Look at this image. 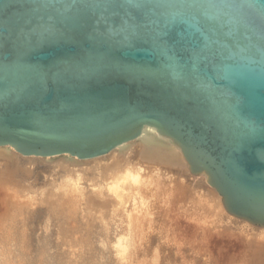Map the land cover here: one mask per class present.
Wrapping results in <instances>:
<instances>
[{"label": "water", "instance_id": "1", "mask_svg": "<svg viewBox=\"0 0 264 264\" xmlns=\"http://www.w3.org/2000/svg\"><path fill=\"white\" fill-rule=\"evenodd\" d=\"M147 129L264 227V0H0V148L90 159Z\"/></svg>", "mask_w": 264, "mask_h": 264}, {"label": "bare ground", "instance_id": "2", "mask_svg": "<svg viewBox=\"0 0 264 264\" xmlns=\"http://www.w3.org/2000/svg\"><path fill=\"white\" fill-rule=\"evenodd\" d=\"M137 141H138L137 144H139V147H138V149L136 147V149L134 151L133 148L135 146L133 147V145ZM6 149H9V148H6ZM132 150L135 152V154L138 153V156L141 157V160L143 159L142 162L140 160L139 161L135 160V157H133L134 159L133 158L129 159L130 154H127V153L132 152ZM126 154H127V156H125ZM20 155L21 154L16 153L12 149L6 151V150H3V148H0V158L1 159L12 160L11 163H14L17 159V162H16L17 165L18 164H19V166L22 165L23 168L26 167V169L27 168L31 169V167L37 163L38 159L39 160L42 159L41 157H38V156H23V155H21L22 157H25L24 159H22V158H20ZM63 155H67V154H63ZM58 156H60V155H58ZM53 157H55V156H53ZM71 158H72V160H63L64 162H59L58 165L54 164V166H56V167H59V166H61V168L63 167L62 174L60 173V175H57L54 177L50 176L51 178L49 177L50 179L49 180L47 179V183L44 182L43 189L39 188L36 190V188H32V189H34L32 191L30 189L31 187L29 185V183H30L29 182L28 183L29 186H27V187H24L23 184L21 185V189L23 191V193H22V191H20V192L18 191V189L21 190L19 188L20 186H17L18 187L17 191L20 193V194L18 193L19 195H21V193L23 195V196L21 195L22 197L28 195L27 196L28 201H26L24 198H21L20 199L21 202L23 199L24 201H26L25 203L27 204V202H28V204L25 205V203H22L21 205H19L21 202L19 200H17L19 202L17 208L21 209V210L19 209L18 214H16L17 212H14L16 216L19 215L18 218L16 217L17 219L14 216H12L11 213L9 214L10 211L8 212V214L12 218L14 217L12 223L9 222V220H7L8 223L12 224L11 229H13V236L11 233V229H10V235L12 236V238L14 237L13 241H15L16 243L23 244L22 246L26 245L28 247H29V245L26 243H31L33 241H37V243L38 242L40 243L41 241H44V242L46 241V244L48 246V243H51L50 242L51 240L50 239L47 240L48 237L50 236V235L49 236L47 235V232H48V229L52 227V224L54 222V224H53L54 229L53 230H54V234L56 235L55 236L56 239H58V240H56L57 244H58V241L60 240L59 244L60 243L61 244L62 243H68L69 245L73 244L75 248H78V247H76V245L81 247L82 250L79 248V251L83 254V255L81 254L82 255L81 259L84 262V264L88 259L85 258L84 260H86V261H84L83 256L86 257L85 254H86V252H88V249L91 248L93 246V244L96 243V245H97L99 242H101L102 244H105V245H109L111 248L113 247L114 250H113V252L112 251L111 252L114 254L111 253V256L113 257V255H115V258H111L109 260L105 259L106 260V262H105L104 261L105 255L103 254V252H106V251L103 249V245H101L99 243V246L101 245V248L103 250H101L102 252L101 251L97 252L98 256L95 255L96 252L93 253L95 256H97V258H94V256L92 255L93 258L90 259L89 257L92 254V252L90 251L91 249L89 250V253H88L89 257L88 258L90 261H92V262H90L91 264H129V263H131L130 259L127 262L125 261L126 258L124 260V257H126L127 255L125 254L126 256H124V254H122L123 255V257H122L120 254V256L122 257V258H120L118 252H120L122 250L125 251L129 247L130 248L136 247V250L138 248V250H137L138 254L137 255H139V257L140 256L144 257L145 254H143V253L145 251L142 250V248H144L142 245L144 244V241L145 242L146 241H149V242L153 241L152 237L155 238V236H152L151 234L154 232H156L157 234H159L162 237V238H160L158 236L159 241H160V239H163V241L164 240H166V241L171 240L172 244L179 245L178 243H180V241H182L181 238L184 239V235H183L184 232H183V234L181 233L182 235H179L180 233L178 232V230L183 231V229H180L181 225H183V224H181L179 226V224H180L179 219L180 218L177 219L178 218L177 216H176L177 218H175V216L172 215V212L174 210H177V211L179 210V213L181 212L182 215H185L186 213L191 211L190 216L193 217V215L196 214L197 218L200 216L203 218V220L204 219L206 220V218L208 217L212 222H214L215 220H217L220 217V212H221L223 214L222 218L224 217V220H222L221 217L219 218V220L221 219L223 221V223L225 225H227L226 226L227 228H225V226L224 227L222 226L221 227L222 230L224 231L225 229H229L228 226H230L231 229H234L232 227H236L235 228L236 230H238L237 228H239V229H243V230L253 231L254 234L251 233L253 235H250V232L247 231L246 234L249 232V235H247V237L252 236L251 238L253 239L254 238L253 236H256V235L259 236L260 241H262V242L258 241L260 243L257 242L260 246L259 249L257 248L259 246L254 242V240L256 241V239L258 237L256 236L257 238H254V240H252L251 238L250 239L254 242V245L257 246L256 250H257V252H259L258 254L259 255L261 254L262 256L264 255V227L257 226L259 228H256V227L253 228L255 225L252 226L253 224H251L247 220L238 218V217L232 215L231 213H229L223 205L222 198H221L220 194L217 192V190L212 185H210L208 183L207 176L205 174H200V175L192 174L190 172L189 166H188L185 158L183 157V154L181 153L180 149L177 146H175L173 143L168 142L165 139H163V137L157 135V133L154 130H152V129L145 130L137 139L132 140L130 142H126V143L118 146L117 148H115L114 150H112L111 152H109L105 155L93 157L90 159H79V158L73 157V156ZM61 160H62V158H61ZM158 161L161 163L167 164L168 169L172 168V170H173V167H174L176 169L175 171H177V173L179 172L180 175L182 174V176L179 178L180 180L178 181V184L175 183V181H177V180L174 181L173 180L174 177L172 178V176H175V175H173L171 173V171L169 172L166 168H165L164 175L167 177V179H166L167 181H163V182L159 183V180L161 181V179H159V175L161 173L159 172L160 163H157ZM55 162H56V160H55ZM51 164H53V163H51ZM10 171L12 172V170H10ZM75 171H76V173H78V172L79 173L76 174V173H74ZM72 172L76 175H72L71 174ZM87 172H88V174H86ZM70 174L72 176H70ZM2 175L6 176L5 173ZM5 178L7 179V177H5ZM21 178H23V177H21ZM28 179H29V177H28ZM175 179H176V177H175ZM185 179H187V180L191 179L193 181H191L189 184H187ZM2 180H3V178H2ZM2 180L0 182H3ZM168 180L170 181V183H172V185L171 184L169 185ZM8 181H9V179H8ZM10 182H12V181H10ZM10 182H9V184L7 182H5V183H7V185L6 184L3 185L2 183H0V186L2 184L3 187L5 185L8 187L11 185V187H13V185L10 184ZM167 182H168V185H167ZM13 183H16V182H13ZM32 183H33V181H32ZM175 184H177V185H175ZM45 185H47V186L45 187ZM31 186H33V185L31 184ZM8 187H7V189H9ZM23 187L25 190L23 189ZM5 189H6V187H5ZM28 189H30L31 191H28ZM176 189L178 190V193L173 194ZM26 190H27V193L24 192ZM38 191H40L39 196L36 195ZM181 194H183V196L179 197V195H181ZM14 197H12V198H14ZM17 197L18 196H16V198ZM32 199H34V200H32ZM17 201L15 203V200H14L15 207H16ZM35 201L38 202V203H36L37 205L38 204L40 205V203L42 205L43 204L46 205L45 203H48L47 204L48 208L46 207L47 205L46 206L43 205L44 208H46L45 212L47 215L46 216L44 214L41 215L42 216L41 220L43 218L45 220L43 219L44 220V221L42 220L43 223L41 222L40 224H38L39 222L35 223V214H34L35 213L34 212L35 211L34 210L35 209V207H34ZM11 203H13V201ZM11 206H12V204H11ZM13 209L15 210V208H13ZM22 209H23V211H22ZM47 209H48V211H47ZM42 213H44V212L42 211ZM8 214H6V215H8ZM20 214H21V216L24 215V217L20 218ZM43 215H44V217H43ZM176 215H178V214L176 213ZM179 216H180V214H179ZM7 219H9V218H7ZM53 219H55V221H53ZM181 220H182V218H181ZM189 220H190V218H189ZM172 221H174V223L177 222V225L173 224ZM201 221H202V219H201ZM222 221H221V223H222ZM198 222H200V219ZM190 223L193 225V223H195V221H193V223H192V221H190ZM5 224H7V222H5ZM11 224H10V226H11ZM15 224L17 225L16 226L17 228L15 227V230H14L13 225H15ZM170 224H171L172 228H174L173 231L171 229V226L169 227ZM197 224H199V223H196V225ZM200 224L201 225H198V226L199 227L201 226L200 228H202L203 230H206L207 231L206 234H208V236L207 235H201L202 237H204V236L209 237L210 236L209 232L212 235L213 230L210 231L209 228H207L209 230V232H208V230L205 227L208 224L205 225L206 224L205 223L204 224L205 226H203V223H200ZM213 224L212 225L209 224V226L211 227V226H213ZM7 225H9V224H7ZM173 226H175V227H173ZM5 227H6V225H5ZM189 227H191V225ZM6 228L8 230V227H6ZM181 228H183V227H181ZM193 228H189V229H193ZM217 228L218 227H216V229ZM195 229L197 230V228H195ZM231 229H230V231H233ZM175 230L177 233H175ZM203 230L201 232H203ZM236 230H235V233L239 232V231L236 232ZM40 231H42L43 233H40ZM150 231L152 232L151 234L149 233ZM5 232H7V231H5ZM244 232L245 231H243V233ZM196 233H194L195 238L192 237L193 238L192 241L196 240V238L198 237V236L196 237ZM219 233H220V235L223 234V233H221V231ZM232 233H234V231ZM243 233L240 235H243ZM225 234L227 236V232ZM147 235L149 236L148 240H146V238H145ZM197 235H199V237H200V233ZM228 235H229V233H228ZM180 236H182V237H180ZM212 236H214V235H212ZM212 236L210 238H212ZM238 236H239V234H238ZM241 238L242 237H240V239ZM8 239L12 240L10 238H8ZM206 239L207 238H205L204 240L206 241ZM243 239H245V237ZM197 240H196V243H197ZM53 241H55V240H53ZM97 241H99V242H97ZM188 241L190 242L191 240H188ZM208 241L209 240L207 239V242ZM252 241H251V243H253ZM8 243H9V241H8ZM11 243H12V241H11ZM33 243L35 244V242H33ZM156 243H157V241H156ZM167 243L169 244L170 242H167ZM194 243H195V241H194ZM194 243H193V245H194ZM249 243H248V245H249ZM36 244H35V246H36ZM157 244H159V243H157ZM13 245L15 246V244H13ZM44 245H41V246H44ZM96 245H95V247L98 248V245L97 246ZM190 245L192 246V243ZM35 246H33V247H35ZM198 246H200V245H198ZM155 247H157V246H155ZM206 247H207V245H206ZM36 248H38V247H36ZM68 248H69L68 253L65 252L66 257H64V253L61 254V257L59 254L58 259H59V261H62V262H57L56 260H54V264H55V261H56V263H59V264H76V262L78 264V261L81 263V260H79L80 259L79 257L81 255L79 257H76L77 254L75 255V253H74V252H77L80 254V252H78L77 249L75 250L74 248L73 249L75 251H73V249L71 248L72 254L71 253L70 254L73 255V253H74V257L71 255L69 256L68 254L70 251V247H68ZM104 248H105V246H104ZM134 248H132V249H134ZM254 248H255V246H254ZM254 248L252 247V249H254ZM94 249H96V248H94ZM108 249L110 251V248H108ZM119 249H121V250H119ZM207 249H210V248L208 247ZM44 250H46V248ZM97 250L98 249H96L95 251H97ZM140 250H142L144 252L141 251V254H139ZM2 251H4V250H2ZM61 251H60V253H61ZM109 251H107V252H109ZM156 251L158 252V250H156ZM179 251L181 252V250H179ZM47 252H49V251L47 250ZM90 252H91V254H90ZM127 252H129V251H127ZM25 253H22V255ZM130 253H132V252L130 251ZM3 254H5V253H3ZM88 254H87V256H88ZM171 254H172V252H171ZM26 255H27V253H26ZM185 255L186 254H184L182 256V258H179V255H176L174 261L172 258L173 256L171 255L172 257L170 258V260L167 259L168 261L165 264H176L179 261H181L179 264H187V262H185V260L183 261V259L185 258ZM261 255H260V257H261V259H263L264 256L262 258ZM13 256H15V254ZM111 256L109 255V257H111ZM157 256H159V254L157 255V253H156V257ZM34 257H36V255ZM48 257H50V255ZM75 257L79 258V259H76ZM131 257L132 256L130 255V258ZM14 258H16V256ZM23 258H24V260L26 259V257H23ZM28 258H29V256H28ZM62 258H64V259L62 260ZM5 259L8 260L7 258H5ZM48 259H50V258H48ZM107 259H108V257H107ZM1 260H2V257H1ZM40 260H41V258H40ZM139 260H141V259H139ZM156 260L154 261V259H153L152 261H154V264H159L158 262H156ZM132 261H134V258ZM135 261H136V263L138 262L136 259H135ZM148 261H151V258ZM158 261L160 262L159 258H158ZM190 261H191V259H190ZM243 261H240V262H243ZM24 262L25 261H23V264H25ZM27 262H28V260H27ZM143 262H145V261H143ZM143 262L139 261V263H143ZM240 262H239V264H240ZM20 263H22V262H20ZM133 263L135 264V262H133ZM152 263H149V264H152ZM245 263H246V261H245ZM13 264H14V262H13ZM29 264H30V262H29ZM31 264H34V263L32 262ZM258 264H259V261H258ZM260 264H264L263 261Z\"/></svg>", "mask_w": 264, "mask_h": 264}, {"label": "rangeland", "instance_id": "3", "mask_svg": "<svg viewBox=\"0 0 264 264\" xmlns=\"http://www.w3.org/2000/svg\"><path fill=\"white\" fill-rule=\"evenodd\" d=\"M138 143V141L137 142H135L134 143V145H133V150L135 151V149H136V147H137V149H138V147H139V144H137ZM3 150H6V151H8V150H11V149H6V148H3ZM132 150V152H130V153H127V154H130V157H129V159H132L133 157H135V160H137V161H143V159L141 160V157L140 156H138V153L137 154H135V152ZM133 155H132V154ZM127 154L125 155V156H127ZM140 157V158H139ZM20 158H22V159H24L25 157H22L21 155H20ZM42 159H38V161H37V163L36 164H34L32 167H31V169H29V168H27L26 169V167L25 168H23V166L22 165H20L19 166V164L17 165V159H16V161L14 162V163H11L12 162V160H9V159H1L0 158V181L2 180V178H3V182H0V183H2L3 185L4 184H6L7 185V183L9 184V182L10 181H12V182H10V184H12L13 185V187H11V185L8 187V186H4L3 187V185L1 184V186H0V232L2 233H0V264H13V262H14V264H23V261H25L24 263L26 264H29V262H30V264L33 262L34 264H42L44 261V263L43 264H54V260H56L57 262H62V261H59V254H60V257H61V254H63L64 253V257H66V254H65V252L66 253H68V247H70V251H69V256L72 254V249L74 248L75 250L77 249V251L78 252H80L79 251V248L81 249V247H79L78 245H76V247H78V248H75L74 247V245L72 244H68V243H60L59 244V242H60V240L58 241V244H57V242H56V240H58V239H56V235L54 234V222H53V224H52V229L51 228H49L48 229V232H47V235L49 236H47L48 237V239L47 240H51L50 242L51 243H48V246H47V244H46V241L44 242V241H41L40 243L38 242L37 243V241H33V242H35V244H36V246H35V244L33 243V242H31V243H26V244H28L29 245V247L28 246H26V245H24V246H22L23 244H20V243H16L15 241H13V238H12V236H13V229H11V227H12V222H13V219H14V217L16 218H18L19 217V215H15V213L14 212H17L16 214H18V212H19V209L17 208V206H18V204H19V202L17 201V200H19L20 202H21V198H24L26 201H28V198H27V196L28 195H26V196H24V197H22L23 195H22V193H23V191H22V189H21V185L23 184V186L24 187H27V186H29L30 185V189L33 191L34 189H32V188H36V190L37 189H43V187H44V182L45 183H47V179L49 180L51 177L50 176H57V175H60V173L62 174V169H63V167L61 168V166H59V167H56V166H54V164L55 165H58V163L59 162H64L63 160H72V158L70 157V156H68V155H60V156H55V157H41ZM61 158H62V160H61ZM137 158V159H136ZM134 159V158H133ZM5 160V161H4ZM21 160V159H20ZM55 160H56V162H55ZM53 163V164H51V163ZM157 163H160V166H159V172L161 173L160 175H159V179H161V181L159 180V183L160 182H163V181H167L166 179H167V177L164 175V172H165V168L170 172L171 171V173L173 174V175H175V176H172V178H173V180L175 181V180H177V181H175V183H177L178 184V181L180 180L179 178L182 176V174L180 175V173L178 172L177 173V171H175L176 169L173 167V170H172V168L171 169H168V165L167 164H165V163H161V162H157ZM3 164V165H2ZM6 166V167H5ZM36 166V167H35ZM60 168V169H59ZM164 168V169H163ZM3 169V170H2ZM9 169V170H8ZM19 169V170H18ZM29 169V170H28ZM10 170H12V172L10 171ZM16 170V171H15ZM74 170V169H73ZM164 170V171H163ZM166 170V171H167ZM5 171V172H4ZM10 171V172H9ZM64 171V170H63ZM178 174H176V173ZM6 174V176L5 175H2V174ZM74 173H76V171L74 172ZM73 172L71 173L72 175H76V174H78V173H76V174H74ZM190 173V172H189ZM70 174V176H72ZM86 174H88V172L86 173ZM170 174V173H169ZM3 177H2V176ZM10 175V176H9ZM19 175V176H18ZM25 175V176H24ZM69 175V174H68ZM5 177H7V179L5 178ZM21 177H23V178H21ZM27 177V178H26ZM28 177H29V179H28ZM50 177V178H49ZM158 177V176H157ZM175 177H176V179H175ZM178 177V178H177ZM5 179V180H4ZM8 179H9V181H8ZM11 179V180H10ZM7 180V181H6ZM20 180V181H19ZM23 180V181H22ZM189 180V181H188ZM185 179V181H186V183L187 184H189L191 181H193V180H191V179ZM32 181H33V183H32ZM169 181V180H168ZM5 182H7V183H5ZM13 182H16V183H13ZM30 182V183H29ZM20 183V184H19ZM28 183H29V185H28ZM35 183V184H34ZM41 183V184H40ZM19 184V185H18ZM31 184L33 185V186H31ZM40 184V185H39ZM172 185V183H170V181H169V185ZM177 184H175V185H177ZM26 185V186H25ZM42 185V186H41ZM162 185V184H161ZM167 185H168V182H167ZM17 186H20L19 188L21 189V190H19L18 189V187ZM47 185H45V187H46ZM5 187H6V189H5ZM7 187L9 188V189H7ZM24 187H23V189H24ZM16 188V189H15ZM17 189H18V191L20 192V191H22V193H21V195H19L20 193L17 191ZM30 189H28V191H31ZM25 190V189H24ZM24 192H26L27 193V190L26 191H24ZM39 192L40 191H38L37 192V196H39ZM19 193V194H18ZM178 193V190L176 189L175 190V192L173 193V194H177ZM12 194V195H11ZM14 197V198H12V197ZM16 196H18L17 198H16ZM180 196H183V194H181V195H179V197ZM7 198V199H6ZM19 198V199H18ZM14 200H15V203H16V201H17V204H16V207H15V203H14ZM32 200H34V199H32ZM39 200V199H38ZM37 200V201H38ZM13 201V203H11ZM24 200L22 199V202L19 204V205H21L22 203H25L26 201H24ZM8 202V203H7ZM36 203H38V202H36L35 201V205H34V207H35V223L36 222H39L38 224H40L41 222L43 223V221L45 220L44 218V220L42 221L41 220V218H42V214H44L45 216L47 215L46 214V212H45V210H46V208H44V206H46L48 203H45L46 205H42L41 203H40V205L38 204H36ZM9 204V205H8ZM11 204H12V206H11ZM27 204H28V202H27ZM26 203H25V205H27ZM15 208V210L13 209V208ZM21 207V206H20ZM47 208H48V205L46 206ZM8 208V209H7ZM26 208V207H25ZM14 211H13V210ZM24 209V208H23ZM23 209H22V211H23ZM225 209V208H224ZM18 210V211H17ZM21 210V209H20ZM41 210V211H40ZM193 210V209H192ZM10 211V212H9ZM13 211V212H12ZM42 211L44 212V213H42ZM47 211H48V209H47ZM226 211V210H225ZM8 212H9V214L11 213L12 214V216H14L13 218L8 214ZM190 212L191 211H189L188 213H186L185 215H182L181 214V212L179 213V210L177 211V210H174L173 212H172V215H174L175 216V218H177V219H179V222H180V224H179V226L181 225V224H183V225H181V227H183V228H181L180 227V229H183V231L182 230H178V232L180 233L179 235H182L183 234V232H184V239H182L181 238V240L182 241H180V243H178L179 245H174V244H172V241L170 240H168V241H166V240H164L163 241V239H160V241H159V238H158V236L160 237V238H162L159 234H157L156 232H154V233H152L151 231L149 232L152 236H155V238H153L152 237V239H153V241H151V242H149V241H144V244L142 245L144 248H142V250H144V251H142V250H140V252H139V254H141V251L142 252H144L143 254H145L144 255V257L143 256H140L139 257V255H137L138 254V248H137V250H136V247L134 248V247H132V248H134V249H132V248H128V249H126L125 251L124 250H122V251H120V252H118V254H119V256H120V254H121V256L123 257V255L122 254H124V256H126V257H124V260H125V258H126V262L130 259L131 260V263H129V264H134L133 262H135V264H149V263H152V264H154V261L156 260V262H158L159 264H165L168 260H170V258L172 257L173 258V261H174V259H175V257H176V255H179V258H182V256L184 255V254H186L185 255V258L183 259V261L185 260V262H187V264H239V262L240 261H243V262H240V264H258V261H259V264L263 261V263H264V258H263V256H262V258L263 259H261V257H260V255L258 254L259 252H257V250H256V245H254V242L259 246V244L258 243H260V242H262V241H260V239H259V236H253L254 238H257L256 239V241L254 240V238L252 239L251 237L252 236H248L247 237V235H249V232H250V235H253L254 234V232L253 231H250V230H243V229H239V228H237L238 230H236L235 228L236 227H232V228H234L235 230H236V232L237 231H239V232H237V233H235V230L234 229H231V227L230 226H228V228L229 229H225L224 231L222 230V226L224 227L225 226V228H227L226 226L227 225H225L224 223H223V221L222 220H224V217L222 218V216H223V214L220 212V217H221V219L219 220V218L217 219V220H213L214 222H212L208 217L206 218V220L204 219L203 220V218L202 217H198L199 219H200V222H198L199 221V219L196 217L197 215L196 214H192L193 215V217L192 216H190L191 214H190ZM14 213V214H13ZM176 213L178 214V215H176ZM6 214H8V215H6ZM179 214H180V216H179ZM6 215V216H5ZM23 215V214H22ZM44 215H43V217H44ZM182 215V216H181ZM188 215V216H187ZM9 216V217H8ZM177 216V217H176ZM21 217H24V215L23 216H21V214H20V218ZM195 217V218H194ZM7 218H9V219H7ZM16 218V219H17ZM46 218V217H45ZM171 218V217H170ZM181 218H182V220H181ZM185 218V219H184ZM189 218H190V220H189ZM11 219V220H10ZM15 219V220H16ZM159 219V218H158ZM201 219H202V221H201ZM209 219V220H208ZM7 220H9V222H11V223H8V221ZM14 220V221H15ZM189 220V221H188ZM53 221H55V219H53ZM188 221V222H187ZM190 221H192V223H193V221H195V223H193V225L190 223ZM207 221V222H206ZM218 221V222H217ZM221 221H222V223H221ZM5 222H7V224H9V225H7V224H5ZM173 222V224H175V225H177V222L176 223H174V221H172ZM184 222V223H183ZM187 224H186V223ZM206 224H205V223ZM213 224V226H209V224L210 225H212L211 223ZM217 222V223H216ZM196 223H199V224H197L196 225ZM200 223H203V226H205V225H207V226H205L206 227V229L207 228H209V230L211 231V230H213L212 232V235H214V236H212L211 234H210V232H209V230H208V232H209V237H207L208 236V234H206L207 233V231L206 230H203L202 228H200L198 225H201ZM10 224H11V226H10ZM14 224V223H13ZM169 224V223H168ZM172 224V223H171ZM171 224L169 225V227L171 226ZM205 224V225H204ZM224 224V225H223ZM5 225H6V227H8V230H7V228L5 227ZM191 225V227H189ZM215 225V226H214ZM217 225V226H216ZM10 226V227H9ZM14 226V230H15V227L17 226L16 224L15 225H13ZM252 226H254V225H252ZM173 227H175V226H173ZM194 227V228H193ZM216 227H218L217 229H216ZM220 227V228H219ZM259 228V227H257V226H254L253 228ZM17 228V227H16ZM189 228H193V229H189ZM195 228H197V230L195 229ZM200 228V229H199ZM5 231H7V232H5ZM10 229H11V233H12V236L10 235ZM171 229H172V231L174 230V228H172V226H171ZM203 230V232H201L202 230ZM224 229V228H223ZM230 229L231 230H233L234 231V233H232L233 231H230ZM221 231V233H223L222 235H220V232ZM243 231H245L244 233H243ZM247 231H249L247 234H246V232ZM45 232V231H44ZM148 232V231H147ZM146 232V233H147ZM196 233V240H197V243H196V240H194L195 241V243H194V241H192V237H194L195 238V234L194 233ZM216 232V233H215ZM227 232V236H226V233ZM241 232V233H240ZM7 233V234H6ZM40 233H43L42 231H40ZM46 233V232H45ZM145 233V234H146ZM175 233H177L176 232V230H175ZM182 233V234H181ZM186 233V234H185ZM190 233V234H189ZM200 233V237H199V235H197V234H199ZM215 233V234H214ZM228 233H229V235H228ZM243 233V235H240V234H242ZM251 233H253V234H251ZM235 234V235H234ZM238 234H239V236H238ZM245 234V235H244ZM256 234V233H255ZM187 235V236H186ZM189 235V236H188ZM201 235H207L205 238H207L209 241V243L207 242V239H206V241L204 240L205 238L204 237H202ZM233 235V236H232ZM148 236V235H147ZM145 237L146 238V240H148V238H149V236L148 237ZM212 236V238H210ZM245 237V239H243L244 237ZM5 237V238H4ZM180 237H182V236H180ZM186 237V238H185ZM191 237V238H190ZM240 237H242L241 239H240ZM247 237V238H246ZM8 238H10V239H12V240H9ZM55 238V239H54ZM190 238V239H189ZM200 238V239H199ZM204 238V239H203ZM254 240V242L251 240ZM165 239V238H164ZM259 239V240H258ZM53 240H55V241H53ZM188 240H191L190 242L188 241ZM8 241H9V243H8ZM11 241H12V243H11ZM156 241H157V243H159V244H157L156 243ZM248 241V242H247ZM251 241L253 242V243H251ZM258 241H260V242H258ZM4 242V243H3ZM55 242V243H54ZM97 242H99V241H97ZM148 242V243H147ZM167 242H170L169 244L167 243ZM250 242V243H249ZM258 242V243H257ZM43 243V244H42ZM101 245H103V249L106 251V252H103V254L105 255V257H104V261L106 262V260H109V259H111V258H115V255H113V257L111 256V253L113 252V250H114V248L112 247H110L109 245H105V244H102L101 242H99ZM99 243L97 244L98 245V248L97 247H95V245H96V243L95 244H93V246L91 247V248H89L88 249V252H86V254H85V256L86 257H84L83 256V260L86 258V259H88L87 261L86 260H84V261H86L85 262V264L87 263V264H91L90 262H92V261H90L89 260V258L91 259V258H93V256H94V258H97V252L99 251H101V250H103L102 248H101V245L99 246ZM192 243V246L190 245ZM193 243H194V245H193ZM244 243V244H243ZM248 243H249V245H248ZM4 244V245H3ZM9 244V245H8ZM13 244H15V246L13 245ZM19 244V245H18ZM32 244V245H31ZM48 247H46L45 245ZM64 244V245H63ZM152 244V245H151ZM31 245V246H30ZM39 245V246H38ZM41 245H44V246H41ZM54 245V246H53ZM96 245V246H97ZM159 245V246H158ZM181 245V246H180ZM198 245H200V246H198ZM206 245H207V247H206ZM4 246V247H3ZM21 246V247H20ZM33 246H35V247H33ZM56 246V247H55ZM104 246H105V248H104ZM155 246H157V247H155ZM179 246V247H178ZM204 246V247H203ZM244 246V247H243ZM254 248V246H255V248L254 249H252V247ZM24 247V248H23ZM26 247V248H25ZM36 247H38V248H36ZM44 247V248H43ZM51 247V248H50ZM96 248V249H98L97 251H95L96 249H94V248ZM159 247V248H158ZM178 247V248H177ZM210 248V249H207V248ZM250 247V248H249ZM22 248V249H21ZM28 248V249H27ZM31 248V249H30ZM43 248V249H42ZM46 248V250H44ZM63 248V249H62ZM72 248V249H71ZM108 248H110V251H109V249ZM248 248V249H247ZM258 249L260 248V246L259 247H257ZM22 251H21V250ZM36 249V250H35ZM52 249V250H51ZM73 249V251H75ZM91 249V250H90ZM94 249V250H93ZM212 249V250H211ZM230 249V250H229ZM2 250H4V251H2ZM15 250V251H14ZM25 250V251H24ZM47 250L49 251V252H47ZM52 252H51V251ZM62 250V251H61ZM65 250V251H64ZM67 250V251H66ZM82 250V249H81ZM89 250L92 252V254H91V252H90V257H89ZM93 250V251H92ZM119 250H121V249H119ZM156 250H158V252L156 251ZM167 250V251H166ZM179 250H181V252L179 251ZM196 250V251H195ZM243 250V251H242ZM31 251V252H30ZM43 251V252H42ZM60 251H61V253H60ZM107 251H109V252H107ZM112 251V252H111ZM124 251V252H123ZM127 251H129V252H127ZM130 251L132 252V253H130ZM179 251V252H178ZM21 252V253H20ZM27 253V255H26V253ZM96 252V253H95ZM102 252V251H101ZM171 252H172V254H171ZM209 252V253H208ZM211 252V253H210ZM2 253V254H1ZM3 253H5V254H3ZM9 253V254H8ZM22 253H25V254H23L22 255ZM45 253V254H44ZM56 253V254H55ZM71 253V254H70ZM75 253V255H76V257H79L82 253L80 252V254L79 253H77V252H74ZM74 253H73V255H71V256H73L74 257ZM93 253H95V255H97V256H95ZM108 253V254H107ZM136 253V254H135ZM156 253H157V255L159 254V256H157L156 257ZM183 253V254H182ZM254 253V254H253ZM10 256H8V255ZM15 254V256H16V258H14L15 256H13ZM29 254V255H28ZM41 254V255H40ZM52 254V255H51ZM87 254H88V256H87ZM112 254H114V253H112ZM117 254V255H118ZM126 254V255H125ZM3 255V256H2ZM26 255V256H25ZM36 255V257H34ZM38 255V256H37ZM46 255V256H45ZM50 255V257H48V256ZM56 255V256H55ZM83 255V254H82ZM82 255L79 257V258H76V259H79V260H81V263L78 261V264H84V262L82 261ZM93 255V256H92ZM109 255L111 256V257H109ZM130 255L132 256L131 258H130ZM165 255V256H164ZM172 255V256H171ZM181 255V256H180ZM246 255V256H245ZM5 256V257H4ZM28 256H29V258H28ZM55 258H54V257ZM58 256V257H57ZM63 256V255H62ZM100 256V255H99ZM120 256V258H122ZM129 256V257H128ZM136 256V257H135ZM147 256V257H146ZM162 256V257H161ZM1 257H2V260H1ZM23 257H26V259L24 260V258ZM34 257V258H33ZM68 257V256H67ZM89 257V258H88ZM107 257H108V259H107ZM260 257V258H259ZM5 258H7L8 260H6ZM40 258H41V260H40ZM45 258V259H44ZM48 258H50V259H48ZM133 258H134V261H132L133 260ZM138 258V259H137ZM147 258V259H146ZM150 258H151V261H148V260H150ZM158 258L160 259V262L158 261ZM243 258V259H242ZM64 258H62V260H63ZM106 259V260H105ZM135 259L138 261L139 259H141V260H139L140 262H143V261H145V262H143V263H139V261L136 263V261H135ZM154 259V261H152ZM166 259V260H165ZM168 259V260H167ZM190 259H191V261H190ZM230 259V260H229ZM242 259V260H241ZM5 260V261H4ZM20 260V261H19ZM23 260V261H22ZM27 260H28V262H27ZM30 260V261H29ZM34 260V261H33ZM48 260V261H47ZM93 260V259H92ZM4 261V262H3ZM13 261V262H12ZM18 261V262H17ZM37 261V262H36ZM47 261V262H46ZM56 261H55V264H59V263H56ZM235 261V262H234ZM245 261H246V263H245ZM261 261V262H260ZM20 262H22V263H20ZM83 262V263H82ZM108 262V261H107ZM181 261H179V262H177L176 264H179ZM237 262V263H236ZM249 262V263H248ZM254 262V263H253ZM76 264H77V262H76Z\"/></svg>", "mask_w": 264, "mask_h": 264}]
</instances>
